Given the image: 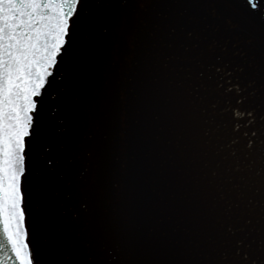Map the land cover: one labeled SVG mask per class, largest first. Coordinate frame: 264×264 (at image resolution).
Returning a JSON list of instances; mask_svg holds the SVG:
<instances>
[{
  "label": "snow or ice",
  "instance_id": "6c2138e0",
  "mask_svg": "<svg viewBox=\"0 0 264 264\" xmlns=\"http://www.w3.org/2000/svg\"><path fill=\"white\" fill-rule=\"evenodd\" d=\"M114 7L161 10L149 32V62L162 81H178L181 118L196 127L193 113L199 112L208 125L203 135L209 141L193 140L190 162L203 173L204 190L215 193L212 226L225 250L209 264H264V204L247 195L244 177L236 175L241 145L249 167L254 154L264 162V133L253 131L264 110L247 106L250 88L264 92L262 0H0V264H46L45 211L75 193L93 195L100 179L114 195L123 193V146L100 144L107 140L101 125L88 106L69 103L68 87L81 74L77 50L108 42L113 25L104 10ZM250 53L259 56L255 72ZM220 131L229 140L212 156L205 144ZM229 157L236 158L234 167L226 165ZM79 207L88 210L87 198ZM112 226H118L115 217L90 220V228ZM115 252L108 251V264H130Z\"/></svg>",
  "mask_w": 264,
  "mask_h": 264
},
{
  "label": "water",
  "instance_id": "95a60500",
  "mask_svg": "<svg viewBox=\"0 0 264 264\" xmlns=\"http://www.w3.org/2000/svg\"><path fill=\"white\" fill-rule=\"evenodd\" d=\"M160 11L106 9L113 25L108 42H95L83 53L77 50L74 61L81 74L68 84L69 103L79 101L90 108L102 137H107L101 138V145L123 146L128 178L121 196L100 179L93 195L77 192L72 201L45 211L40 243L46 264H108L109 250L130 264H209L225 250L212 226L214 190H204L203 173L198 176L190 162L193 140L209 141L203 135L208 125L199 112L193 113L200 121L196 127L181 118L178 81H162L149 62V32ZM248 59L255 72L258 53H250ZM247 106L264 110V92L250 88ZM72 123L70 116L69 128ZM253 131L264 133V122L257 120ZM228 140L220 131L205 148L214 156ZM237 155L242 171L236 175L244 177L247 195L264 204V175H257L264 162L254 154L250 159L255 163L249 167L242 145ZM235 159L229 157L226 165L234 167ZM85 198L87 211L79 207ZM256 207L253 235L258 240L259 204ZM73 212L79 213V219H73ZM102 217H115L118 226L107 231L90 228L91 219ZM241 224L243 219L237 226Z\"/></svg>",
  "mask_w": 264,
  "mask_h": 264
}]
</instances>
